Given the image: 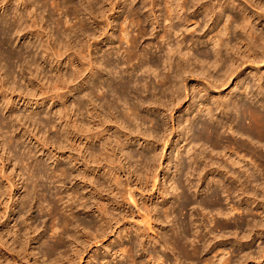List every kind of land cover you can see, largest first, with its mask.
<instances>
[{"label": "rangeland", "instance_id": "1", "mask_svg": "<svg viewBox=\"0 0 264 264\" xmlns=\"http://www.w3.org/2000/svg\"><path fill=\"white\" fill-rule=\"evenodd\" d=\"M4 1L0 0V29H3V27H5V22H8V26L6 25L7 27L17 24L19 22L18 19L21 14L24 15L25 20L21 22V24L23 23L22 29L24 28L22 32L18 33V28L14 29V31H7L6 29L7 34L10 33L8 34V42L2 49L3 51H0V80L2 81V87L0 84V89L2 90L3 88L4 95L6 91V96L8 95L7 98L9 99V101L7 99L5 101V98H3L2 95L0 96V168L2 169V167H4L2 169L3 171L1 169L0 171L1 175H7L9 173L8 176L11 177H9L10 183H13L15 185L18 184L19 188L16 189L15 186L10 188L8 186L7 180L0 179V181L3 182H0V190L3 192L0 197V210L2 209L1 211H3V208H5L6 206L9 208L7 209V215H5V217L0 220V233L2 230L9 229L10 225H12V222H17L21 228H25L27 226L26 223H28L32 228H36L37 230L35 231V233H30L29 235L30 237L32 236V243L28 244V255L30 251H33V249H35L36 252L38 251L37 253L39 254L37 257L39 259V264H51L55 262V260L60 258L62 259L61 263L64 262V256L62 255L61 251H57L53 248L54 245H57L56 239L60 236L61 231L58 230V233L54 236L51 229V224L52 222H54V220L58 222L59 218L72 219V211L67 208L66 204H70L72 202L70 201L72 200V194L77 193V191L79 194L76 195V197L79 200H76V198L74 199L78 203H76L74 199L72 203L73 205L75 204L73 212L76 215V220L79 222L73 221V227L70 226L67 229L68 234H70L71 237L64 235V241L70 243L75 232L77 237H80L82 236L80 234H84L86 232L90 233L91 231H93L91 233L96 234L101 228L103 221L101 220L100 213L96 210V205L93 204V200L91 201V199H94V195L90 194V191H93V187L89 184L87 186L84 183V176L90 178L87 182H90L91 178L92 180H95V176H97V182L99 183L97 184L98 190L99 192H101L102 196H113V193L108 190L111 186L109 176L105 177L103 175L104 170L102 169L100 171L99 169V166L105 165V162L101 163V165L99 164V166L94 164L92 159L89 157L90 145H87L88 147L85 146V148L87 147L86 150L83 148L78 149L80 145L79 143H86L84 137L75 136L71 139L69 137L68 139H64L65 132L63 129L64 126L68 123L67 117L69 116V114H67V110L65 111L66 107H68L69 109L71 108L72 111H70V115L72 116L73 120L72 122L68 123V126L71 127V129L74 128L73 121L75 119H79L80 121L82 119L83 121L88 119L89 113L87 111L88 109H91V106H89V98L92 99V101L96 100V103L100 104L102 99H98L103 96L104 85L101 86L102 88H96L95 86L98 83H101V81L104 82L105 78L117 75L119 72L125 73V75L128 77L124 80L117 78V82L114 81L115 83L112 82L110 84L114 85L119 82L124 84L125 82L128 83L138 78L142 80V83H144L145 81L148 82L151 87L146 91L138 90V93L136 92V88H142V83L138 85L132 84V86L134 87L130 88L129 94L130 102L136 104L144 113L148 111L147 104L146 107L143 108L139 100L144 98H151L154 92L152 88L155 87L157 89L158 97L160 98V100H162V102L166 101L165 103L167 104V106L165 107V110L162 109V114L164 113L165 118L161 122H165L167 124L166 120H168L169 123L166 126V128L168 129H172V126H174L173 136L175 138L173 137V142H175L174 145L176 146V148L174 151L173 149H171V147L169 148L170 150L167 148L164 154L163 151H160L161 148L159 150L160 156L156 163L157 169L155 170V174H158L160 183L162 182V185L160 183L158 184H160L161 186L158 185L159 187L153 190L151 187L152 183H150L151 188L148 187V189L146 188V185L143 186L141 183H137L136 176L133 175L132 172L137 169L141 173V171L143 170L142 159H140V157L138 156H135L131 160H128V158H126V155L124 156L123 153L120 152V149L118 147L116 148V160L119 161L120 158L122 161L121 165L125 166V172L122 173L123 183L126 184L127 179H130L132 187L135 191V197L139 201L138 204L140 207H143L144 201L149 205L155 204L156 201L157 203L161 204L157 205V211L158 214L159 212H161L162 215L164 214V208H166L167 205L165 204L166 202L162 201V196H159V194L161 191H166L164 190V188L169 185V182L166 179L167 177H164L165 173L167 175V166H169L170 164L171 171H173L171 176H173L175 172V166L177 164L176 155L179 149L178 147L184 144L182 135L181 139H178L179 129H181L186 124V120L189 117L193 118L197 114L198 110L203 107V105H206V107H211L213 113L215 114V117L221 118L222 120L224 118V120H226V113L220 111L221 109L219 108L218 103H215L216 98L220 102L224 100H229L232 102L236 98H241L248 105L252 103V105H264V93L262 92L261 88V86L264 84V42H258L255 40V38H252L250 30L245 29L244 31L243 28L236 27L237 25L242 24L241 22L244 18V14L237 6L239 3L238 1L237 5H235V8L234 6L223 7L222 14L220 15L221 17L219 18L216 15L212 17V15L210 16L209 12H206L198 8V6H195L197 0H155V7L152 4L153 0H99L98 2L95 0L93 1L94 14H91L92 11L90 12L88 10V6H86V0H50L49 2H45L44 0H30V2L27 0V2L31 3H28V7L22 3L20 4L16 0ZM245 1L251 3L258 10L257 13H259L260 18L255 19L252 25H255L254 28L258 34L260 32L264 33V0ZM58 2H61V7L54 8V4ZM205 2L207 4H213L214 2L216 3L217 0H206ZM74 3H76L77 7L72 6L74 5ZM178 4H185L186 6L184 8L178 9ZM201 4H203V2H201ZM169 6L173 10V17H175L173 20V24L176 31H172L170 35L172 37V45L176 47L173 54V65H168L165 61V55L168 45H166L164 40L162 39V35L164 33L170 32V25L172 23L168 15L170 13ZM151 8L152 11L150 12ZM92 16H97L96 22L101 23L105 27L103 30L98 28L97 24H93L94 20ZM35 17L38 18L40 23L39 25L41 27L44 26L42 27L43 31L41 30L42 33H44L39 37H37L38 35H35L37 33L36 29L38 27L32 28V31L34 33H32L31 30H29L31 28L28 27L32 25ZM58 19L61 21V24L59 26L57 24ZM141 19L142 21H140ZM108 21L112 24L108 25ZM81 22L83 24V27L81 29H77ZM24 24L25 27H23ZM74 24H76V31L69 32L67 28L71 25L73 26ZM225 24H228L227 26L230 27L229 34L222 33L225 32ZM122 25H126L128 27L130 37H134L135 35L137 36V38L135 37L137 41L134 46L127 42H121L120 33L122 31ZM143 31H145V33ZM221 37L224 39V41L229 40L230 45L240 44L239 46H241L242 43H246L247 41L251 40L250 42H253L255 50H257L256 54H258V58L254 57L256 60L251 56H242V59L236 65L237 67H234V70L232 72L233 74L227 80L228 82H226L225 86H222L220 81L208 75L209 73H211L212 75H214V77L223 78V73L226 70V67L231 64V59L229 57L231 54H227L226 49H223L221 56L215 57L213 54V41L211 39H218ZM54 44L56 46H54ZM47 49H49V52ZM127 49H132L135 52L141 53L142 57L139 60L138 58H135V60H133L131 63L124 65L123 62L126 59ZM118 50H120V52L118 54H115V51ZM204 52H209L210 58L206 59L200 57V55ZM229 52L231 51L229 50ZM144 53L146 55H144ZM22 56L24 59L22 58ZM17 57H20L22 61L24 60L23 62H25V59H27V61L30 63H28L29 65L26 64L25 74H23L21 71V69L24 68L22 67L23 62L19 61ZM85 57H88L89 59H86ZM218 57L220 59H218ZM15 58H17V60ZM90 59H93V61H91ZM11 60L12 62H10ZM146 61H156L158 63V71L155 72L152 70L147 72L145 70H141L140 66H142V63ZM87 62H94V64H96V66L99 67L100 70L96 71V75H94V77H91L88 71L83 74V76L78 77L77 74L79 67L81 68L86 66L88 64ZM35 63L40 65L39 70H37ZM116 63L121 64L119 67H117ZM184 65L187 68L180 71V67L183 68ZM190 68H194L195 72H190ZM177 73H180L179 75L181 77L182 93L180 97L176 92V86L174 87V84L173 86L168 85V88L166 89L165 86L160 84L159 77H157V75L163 76L165 74H169L173 78L177 75ZM6 75L8 76L7 78ZM58 80H61L62 82H59ZM85 80H87L86 84H84ZM11 88L13 89L11 90ZM7 89L8 91H10L8 92ZM90 89L93 91V94H91V96L89 95L88 98L87 95L84 96V94L90 92ZM1 90L0 94H3ZM162 92L165 93L162 94ZM110 95L111 93L108 95V97H110L109 99L113 100L114 97ZM78 102L82 105L81 115L78 113V110L76 111L77 108L74 106L78 104ZM120 109L118 110L119 112H117L116 115H119L121 118L123 116L120 115V112H123L125 109H123L122 106L120 107ZM74 113H78L80 117L79 115H76ZM61 117H63V120ZM247 117L248 118H246V120L249 122L250 118L249 116ZM121 123L122 119L118 123V126ZM126 124L137 131V133L133 134V136H135V139L133 140V143L131 145L132 149L135 152H139L140 150L146 151L147 141L144 140V137L146 136V133H149L155 129L154 125L152 123L140 124L136 121L132 123L131 121L124 119L122 126L124 127ZM180 124L181 126H179ZM222 130L225 132V134H223L225 140L230 139L234 141V138L236 136L231 133L229 128L226 127ZM123 131H126V128H124ZM162 132L163 131H161V134H163ZM115 134L118 135V131L116 130V127H113V131L111 132L112 144H115ZM138 138H140L141 143H137L135 141ZM238 140L240 142H247L245 139H241L240 137H238ZM7 142L10 144L7 145ZM92 145L97 150H99L101 147L100 143L96 141L92 143ZM171 151L173 152L171 153ZM207 152L211 154L210 149L205 150V155L209 157L210 154H208ZM215 153L216 152L212 153L214 154V160L216 159V161L218 162L221 161L222 163H220L222 165L223 161L225 160L224 165H226V167L230 171L232 170V172L236 173L238 171V174L236 173L237 175L241 173V179L243 182H245L246 176H244L245 173L243 172L245 166H243L241 169V167L237 166L238 164L232 165L231 162L226 161V157L223 158V156ZM260 153L264 158V150L261 149ZM212 154L211 156H213ZM216 155H218L219 157H217ZM72 156L74 158L80 156V158H82V162L75 166V162H71ZM221 157L223 160L221 159ZM253 157L254 156L252 154H247L244 164L248 162L250 164V168H254L256 166L255 169L258 170V173L261 176H258L257 174V177L259 178V180H257L259 182V186L256 185L257 182H252V185L250 184V182L248 183L246 189V194L248 193V195L245 196L241 192L237 193L235 191H233L234 193L230 194L231 192L227 193L228 191H226V189H224L226 193L224 192L223 194V192H221L220 190L221 186V189H223L224 186H231V184H228V181L231 180H228V175L226 174L222 176L217 175L218 178L216 174H211L210 177L212 176L213 180L211 178H208L207 180L203 181H198V175H195L197 177H195L194 175L193 177L190 176L191 183H195L197 181L196 184H191V186H189L187 189L188 193L193 194H188L191 204L184 211L181 210L179 205H177L175 209L176 212L174 210L175 213H173V217L171 216L170 218L172 220L166 219L165 214L163 216L159 214L160 219L165 223H163V225L161 226V231L165 233L167 231L168 234H166L170 235L173 232L171 230L173 227H176L173 228L176 230L181 226V221H183L185 217H189L191 219H188V221H190L191 223L193 221L195 223L191 224V229L194 230L191 231V237L188 243L190 252L194 253L193 247L200 246L202 245V243H204V241L201 239V236L204 235L203 233L205 231L210 229L212 230V236H210L211 239L209 238V236L207 237L209 240L205 238L206 245L210 246L206 249L207 251L204 252L208 253V255L213 258L214 262L220 260V257L223 256L224 259H229L228 264H242L245 256H247L248 253L250 255L252 254L251 256H249L253 259L252 261L250 259L247 264H264V254L263 256H261V252L264 251L262 250L264 249V188L262 187L264 186V159L262 158L263 160H257V157ZM83 160L87 162V164L83 165ZM168 161H171V163ZM118 163L116 162L117 165ZM30 164L33 165V169L35 167L36 171L41 170L42 176L39 180L42 186L37 188L36 194H34V197L30 201L28 206L24 208L21 203H19V201H21L22 197L26 194V182L29 185L30 189H33V181L29 179V173L27 174L28 171L25 168ZM62 166H65L67 168L69 167V170L73 172L74 175L79 172L81 176L77 177L75 180H72V177H68L66 182H61L63 185L62 186L60 183V181H62V177L59 178L60 172L53 171L55 168ZM229 167H232V169H230ZM86 168L89 169L87 171L88 175L85 173ZM239 169L241 170L239 171ZM242 172L244 174H242ZM214 179H219L220 181L222 180V182L226 185L221 184L220 186L216 184ZM205 183H209L210 185H206ZM194 185L197 186L195 187ZM210 186L212 188L211 190H209ZM162 187L164 188L162 189ZM149 188L152 192L149 190ZM216 188L219 189L217 190ZM157 189L158 192L156 191ZM54 191L55 193L57 191H60V196H62L63 198L66 197L65 199H67L68 202L65 204L62 201L60 202V197L55 196L56 194L53 193ZM202 191L203 194L201 193ZM205 191L207 193H204ZM210 191L211 193L213 191H219L222 193L221 201L223 200L222 202L224 203H222L223 211L226 210L227 212L229 211L230 206V209H232L235 205L238 204V206L241 205V208L243 210L241 209V213H237L238 211L235 212L232 210L228 215H218L217 212L215 213V210H213V212L212 210H210V212V208L208 209L209 212L207 210V212L205 210H202L198 206V202L201 200H205L204 198L206 197L209 198L211 194ZM168 192L169 191H167V193ZM169 193L172 195L174 194V196L171 195L169 197ZM169 193L167 196L165 192L164 195L166 198H175V193H173L171 189ZM239 193L241 194V196L236 197L235 195L239 196ZM250 193L253 195H251ZM225 195H227V197ZM84 196H86V198L81 199ZM95 196L99 198V195ZM254 196L257 198V200L256 202L252 203L251 198H254ZM197 197L200 199H198ZM45 198L48 199V202ZM65 199L64 201H67ZM197 199L199 201H197ZM50 200L52 202L58 201L60 210L63 207H65L66 209H62L61 214H58L59 216H56L52 211V205L49 206ZM120 200L121 198L118 199L119 204L117 206L115 204H110L108 212L109 219H112L113 217L117 219L116 221H118L119 219V224L116 225V222L113 221V227H111L109 231H111L113 228L114 229L107 234L106 238H104L102 242L98 244V246L94 244L91 245L88 248V252L84 255L83 260H81V262H76V264H132L131 261H129V258L121 255V253L119 252L120 249H123L127 246H132L137 257L141 260L139 264H151L147 262L148 254H145V249L150 250L149 252H147L150 253L154 246L152 244L154 243L149 242V240H142V238H139V236L135 232V229L137 228L136 225L140 224L138 222L144 221V217H140V215L143 214L142 211L144 210L140 211V213L133 205L124 204ZM17 201L18 203L17 205H15ZM80 203L85 205L83 209L80 206ZM193 203L196 204V206ZM248 208L249 211L247 212ZM199 209L202 210V214H204V211L205 214L208 215L209 213V215L202 216ZM181 212H183L182 215L180 214ZM133 213L134 215L132 216ZM10 215L12 216L8 220V217ZM121 215H124V220L121 219ZM143 216H145V213L143 214ZM56 218L58 219L56 220ZM140 218H142V220ZM145 219L147 218L145 217ZM146 221H144L143 226H145L144 224ZM77 223L81 224V227H79L78 229ZM246 223L250 225H248L247 227ZM257 223H259V225H262V227L260 228L261 233H259L256 229L251 228L254 224ZM74 225L76 226L74 227ZM236 228H238V234L235 235L234 232L236 231ZM165 229L166 231H164ZM146 230L147 232H149L148 229ZM77 231H79V233H77ZM201 231L203 232L201 233ZM194 232H196V235L194 234ZM247 232H249L250 234H247ZM216 236L217 238H213ZM244 236L247 237L245 238ZM34 237L36 238L35 241L32 240ZM239 237L240 239H238ZM197 240L199 242H196ZM191 243L194 245H192ZM51 245H53V247ZM46 247L50 249L49 254L51 255L49 256L43 255V252H48V249H46ZM164 249V247L162 249V246H158L157 248V250L161 254H164V257L168 259L169 262L167 264H178L179 261H177L178 263L175 262V256L177 253H173V251H171L172 248H170L171 250ZM220 249L223 250V254L218 255V258H214L215 255L219 253L218 251H220ZM71 253L72 252L70 251L68 254ZM202 255L203 254L199 255L200 258L198 255H196V257H194V262H191V264H206L203 261L204 255ZM26 257V260H21L22 264H36L35 259L32 258L31 254L30 256L26 255ZM48 257L50 259H48Z\"/></svg>", "mask_w": 264, "mask_h": 264}, {"label": "bare ground", "instance_id": "2", "mask_svg": "<svg viewBox=\"0 0 264 264\" xmlns=\"http://www.w3.org/2000/svg\"><path fill=\"white\" fill-rule=\"evenodd\" d=\"M2 1H4V0H2ZM8 1H11V0H8ZM16 1H18L20 4L21 3L24 4L27 7L29 6V4H31V3L27 2V0H16ZM28 1H30V0H28ZM44 1L45 2H49L50 0H44ZM93 1H95V0H86V3H87L86 6H88V10L90 12L92 11L91 14H94V11H93V4H94V2ZM96 1L98 2L99 0H96ZM205 1L206 0H197V2L195 3V6H198V8H200V9L206 11V12H209L210 13V16L212 15V17H213L214 15H216L218 18L221 17L220 15L222 14V8L223 7H225V6H234V8H235V5H237V1H238L239 3H238L237 6L242 11V13L244 14V18H243V21L241 22L242 23L241 25H237V26L235 25V26L236 27L243 28L244 31H245V29L250 30V33L252 34V38H255V40L258 41V42L259 41L264 42V33L260 32L258 34L257 31L254 28L255 25L254 26L252 25L254 23L255 19H257V18L259 19L260 18V15H259V13H257L258 10L251 3H249L248 1H245V0H243L244 2L242 0H217L216 3L214 2L213 4H207ZM201 2H203V4H201ZM152 4L155 7V5H156L155 0H153ZM72 6L77 7L76 3H74V5H72ZM185 6H186L185 4H181L177 8L180 9V8H184ZM57 7H61V2H58V3L54 4V8H57ZM169 8H170V6H169ZM28 10H29V8H28ZM151 11H152V8L150 9V12ZM169 11H170V13L168 15H169L170 20L172 22L171 25H170V32L164 33L162 35V39L164 40L165 44L168 45V48H167V51H166V55H165L166 56V60L165 61H166V63L168 65L169 64L170 65H173L172 64L173 54L175 52L176 47H174L172 45V37L170 35H171V32L172 31L173 32H176L175 29H174V24H173V22H174L173 20H174L175 17H173L174 14H173V10L171 8L169 9ZM31 16H32V14H31ZM39 17H40V15H39ZM92 18L94 20V22L92 21L93 24H97V27L98 28H100L101 30H103L105 28L101 23L96 22L97 21V16H92ZM23 20H25L24 19V15L21 14V16L18 19L19 22L17 24H15V25H10L9 24L10 26L7 27L8 26L7 25L8 22H5L7 26L5 25V27H3V29H0V51H3L2 49L5 47V45L8 42V36H9L8 34H10V33L7 34L6 29H7V31L8 30L9 31H14V29L18 28V31L17 32L18 33L19 32H22V30H24V28L22 29V24L23 23L21 24V22ZM228 20H230V19H228ZM140 21H142V19ZM229 22H231V21H229ZM39 24L40 23H39L38 18L35 17V19L32 22V25L28 26L29 28H31L29 30H31L32 33H34L32 31L33 30L32 28L38 27L36 29L37 30V33L35 34L36 36L38 35L37 37H39L41 34L44 33V32L42 33V31H43L42 30V27H44V26L41 27ZM57 24H58V26L61 24V21L59 19L57 20ZM107 24L110 25L112 23H110L108 21ZM227 25L225 24V27L226 28L224 27L225 28V32H222L224 34H227V33L229 34L230 33V30H229L230 27H228ZM84 26H85V24H84ZM23 27H25V24L23 25ZM75 27H76V24H74L73 26L71 25V26H69L67 28V30L69 32H75L76 31V28ZM82 27H83V24L81 22L79 24V26L77 27V29H81ZM143 32L145 33V31H143ZM29 33H30V31H29ZM143 34H142V36H143ZM221 35H223V34H221ZM132 36H134V35H132ZM135 37L137 38L136 35L134 37H130V33L128 31V27L126 25L125 26L122 25V31L120 33V40H121V42H127V43H130L132 46H134L136 44V41H137ZM222 37L221 38H218V39H216V38L211 39L213 41L212 42L213 43L212 44L213 45L212 46L213 47L212 49H213V52H214L213 54H214L215 57L221 56L223 49H226L227 50L226 53L227 54H231L229 56L230 59H231V61H230L231 64H229L226 67V70L223 73V75H224L223 78H221V77L220 78L219 77H214V75H212L211 73H209V74L207 73V74L210 77H213V78L217 79L218 81H220L222 86H225L226 85V82H228L227 80L233 74L232 72L234 70V67L242 59V56H246V57L247 56H249V57L251 56V57H253V59H255V58H258V54H256L257 53V50H255V47L253 46L254 45L253 42L252 43L250 42L251 40L250 41H247L246 43H242L241 46H239L240 44L239 45H232V44L230 45V41L229 40L228 41H224V39ZM243 42H245V41H243ZM55 44H54V46H56ZM63 46H64V44H63ZM45 48H47V47H45ZM45 48H42V49H45ZM59 48H61V47H59ZM259 48H260V46H259ZM47 50L49 52V49H47ZM47 50H46V52H47ZM57 50H59V49H57ZM229 50L231 52H229ZM46 52H45V54H46ZM55 52H57V51H55ZM119 52H120V50L115 51V54H118ZM258 52H259V50H258ZM4 53H5V51H4ZM9 55H10V53H9ZM144 55H146V54L144 53ZM141 57H142V54L141 53L135 52L132 49H127L126 50V59L124 60L123 63H124V65L125 64H129L133 60H135V58H138V60H139ZM200 57L206 58V59L207 58H210V53L209 52H204V53H202L200 55ZM229 57H228V59H229ZM246 57H245V59H246ZM17 58L19 59V61H22V59L20 57H17ZM17 58H15V59L17 60ZM22 58H23V56H22ZM85 58L87 59L88 57H85ZM218 59H220V58L218 57ZM25 60H26L25 62H23L24 60L22 61L23 62L22 67H24V68H22L21 71H22L23 74L26 73V64L27 65L30 64L27 61V59H25ZM91 61H93V59ZM10 62H12V60ZM87 63L88 64L86 66L81 67V68L79 67L78 74L76 73L78 77L83 76V74H85L87 71L89 72V74H90L91 77L92 76L94 77V75H96V71L97 70H100V68L97 67L96 64H94V62L93 63L92 62H87ZM116 64L115 65L117 67H119L121 63H116ZM242 64H243V62H242ZM35 65H36L37 70H39L40 69V65H38L37 63H35ZM140 67H141V70H145L147 72L152 71V70L155 71V72L158 71V63L156 61H146V62H143L142 63V66H140ZM186 68L187 67L184 65L183 68L180 67V71L181 70H184ZM189 71L190 72H195L194 68H190ZM179 74L177 73V75L174 76L173 78L169 74H165L163 76L157 75V77H159L160 84H162L163 86H165L166 89L168 88V85H172L173 86V84H174V87L176 86V92L178 93V95L180 97V95L182 93V86H181V77H180ZM59 76H61V75H59ZM7 77L8 76L6 75V78ZM127 77L128 76H126L125 73H119L118 72L117 75H113V76H110V77L105 78V81L104 82L99 79L101 81V83H98L96 86L95 85L94 86L96 88H99L102 85H104L103 86L104 90L102 89L103 90V96H101L98 99V100L102 99V101L100 102V104L96 103L97 102L96 100L95 101H92V99H90L88 97L89 95L91 96V94H93V91L91 89H90L91 91L88 92V93H85L84 92L85 93L84 96L87 95V97L90 100L89 101L90 102V105L89 106H91V109H88V111H87L89 113V116H88V119H86L84 121H83V119L81 121L79 119H75L73 121L74 122V124H73L74 125V128L73 129H71V127L68 126V123L69 122H72V120H73L72 119V116L70 115L71 108L69 109L68 107H66V109H65V111L67 110V114H69V116L67 117V122L68 123L63 128L64 129V132H65L64 139H68V137L71 139V138H74L75 136L84 137V139L86 141V143L85 142L84 143L86 145L85 144H82V143H79L80 145H79L78 149H82L83 148V149L86 150V148L90 145L89 146L90 147L89 148L90 149V154H89L90 156L89 157L92 159L93 163L99 166V164L101 165V163H104L105 162V165L99 166V169H100V171L102 169L104 170V174L103 175L105 177L106 176H109V179L111 181V186H110V188L108 190L111 193H113V196H111V197L110 196L109 197L108 196L107 197H103L102 196L101 192H99V190H98V185L97 184H99V183L97 182V176H95L96 178L94 177L95 180H92V178H91L90 182H87L90 178L84 176V183L87 186L89 184V185H91L93 187V191H90L91 193L90 192L89 193L94 195V199H91V201L93 200V204L96 205V207H97V209H96L97 212L100 213L101 220L103 221L102 226H101V228L98 230V232L96 234L95 233H91V232H93V231H91L90 233L86 232L84 234H80L82 236L77 237L76 232H75L73 234V238L70 241V243L64 241V239H65L64 238V235H67V236H70L71 237V235L68 234V230L67 229L70 226L73 225V221H75V222L77 221L76 220V215L73 212L74 205L75 204L73 205L72 202H73V199L74 198H76V200H79L76 197V195H78L79 193L77 191V193L72 194V197H71L72 200H70L72 202L70 204H66L67 205V208H69L70 211H72L71 212L72 219H69V218L68 219H60L59 218L60 221L58 220V222H56L54 220V222H52V224H51V229H52V232H53V235L54 236L58 233V230L61 231L60 236L56 239L57 240V243H56L57 245L56 246L54 245V247H53V245H51V246L54 249H56L57 251H61L62 255L64 256V258H63V261L64 262L61 263V260L62 259L60 258V259L55 260V262H53L51 264H76V262H78V261L81 262V260H83L84 255L88 252V248L91 245L94 244V245H97L98 246V244L100 242H102V240L104 238H106L107 234L110 233L114 229L113 228L111 231H109L111 229V227H113V225H112L113 224V221L116 222L115 223L116 225L119 224V219H118V221H116L117 219L114 218V217L112 219H109L108 212H109V205L110 204H115L117 206L119 204L118 199H120V198H121L120 201H122L124 204L133 205L135 208H137L138 212L144 210V211H142V213L143 214L145 213V216H143V214H142V215H140V217H142V218L144 217L143 218L144 221L147 220L145 222V224H144L145 226L147 225L146 226L147 228L145 226H143L144 221L143 222L141 221L142 224H141V222H138L137 221L140 224L139 225H136L137 228L135 229V232L139 236V238L140 237L142 238V240L145 239V240H149V242H151V243H154V244H152L154 246H153V249H152V251L150 253H147L150 250L145 249V254H148L147 255L148 256V261H147L148 263H151V264H167L169 262L168 259L164 257V254H161L157 250L158 246H162V249H163V247L165 248L164 250H166V249L171 250L170 248H172L171 251H173V253L174 252L177 253L176 256H175V262L179 261V263L177 262L178 264H191V262H194V259H195L194 257H196V255L199 256L200 254H203L204 255L203 261L206 264H228V260L229 259H224L223 256H222V257H220V260H217L216 262H214L213 261V258L211 256H209L208 253L204 252V251H207L206 249L210 246L209 244H208L209 246L206 245L205 238H207L208 236L210 238V236H212V230L208 229L207 231H205L203 233L204 235L201 236L202 237L201 239L204 241V243H202V245H200V243H199V245L201 247L200 246H196L195 242H194V244H195L196 247H193L192 245H194V244L191 243L192 244L191 246L194 248V253L193 252H190L189 251L190 249L188 248V243L190 241L191 231L194 230V229L193 230L191 229V224H193L194 222L192 220H191L192 223L190 221H188V219H191V218H189V217L188 218L185 217L184 219L182 218L183 221H181L182 222L181 226L178 227L176 230L173 229V228H176V227H173L171 229L173 231L172 234L167 235L168 233H167L166 229L164 231H166L167 234L165 232L161 231V226L163 225L164 222H162L163 220H161L160 219V216H159V214H161V212H159V214H158V211H157L158 210V208H157L158 206L157 205H161V204L157 203V201H156L155 204L152 203L153 205H151V204L149 205L148 203H145V201H144L143 207L142 206L140 207L139 204H138L139 201L135 197V191H134V189L132 187V184H131L130 179H127L126 184L123 183L122 173L125 172V166H122L121 165L122 164L121 163L122 161H121L120 158H119V161L120 162L116 160L117 159V156H116V148L117 147L120 149V152H122L124 156L126 155V158H128V160H131L135 156H138V157H140V159H142V161H143V164H142L143 170L140 173L136 169V170H134L132 172V174L136 176L137 183L139 182L143 186L146 185V188L147 189H148V187H150V183H152L151 187H152L153 190L155 188H158L159 187L158 185H160L162 183V182L160 183L158 174H155V170L157 169L156 168V163H157V160H158V158L160 156V151H163V154H164L165 153V150H167V148L169 149L171 147V149H173V151L176 148V146L174 145L175 142H173L174 126H172V129H168V128H166L167 124L169 123L168 120H166L167 124L165 122H161L165 118L164 113L162 114V109L165 110V107L167 106V104L165 103L166 101L165 102H162V100H160V98L158 97L157 89L154 87V88H152V90L154 92H153L151 98H144V99L139 100L143 108L146 107V104H147V108H148V111L146 113L142 112L141 109L136 104H133V103L130 102V97H129L130 88L131 87L132 88L134 87V86H132V84L133 85H135V84H137V85L138 84H141L142 83V80L141 79L138 78V79L133 80V81H130L128 83H126L125 81H123V82H125L124 84H122L121 82L116 83L114 85L110 84V83L116 81L117 78H120L121 80H124ZM258 78H259V76H258ZM12 82H13V80H12ZM59 82H62V81L60 80ZM86 83H87V80H85L84 84H86ZM0 84H1V87H2V81L1 80H0ZM263 85L261 86V88H262V92L264 93V86ZM150 87L151 86L149 85V83L145 81L144 83H142V88H136V92L138 90H140V91H146ZM212 87H213V85H212ZM13 88H11V90ZM252 88H253V86H252ZM1 91H2V93L4 92L3 91V88H2ZM7 91H8V89H7ZM164 91H166V90H164ZM110 93H111L110 96H113L114 97L113 100L112 99H109L110 97H108V95ZM163 93H165V92H162V94ZM1 95L3 96V98H5V101H6V99L9 101V99L7 98L8 95L6 96V91H5V95H4V93L3 94H0V96ZM172 96H173V94H172ZM236 96H237V94H236ZM149 100H150V102H149ZM215 103H218V106L221 109L220 111H222L223 113H226V115H225L226 120H224V118L222 120L221 118L215 117V114L213 113L212 108L211 107H206V105H203V107L200 108V110H198L197 114L193 118L192 117H189L186 120V124L181 129H179V138L178 139H181V135H182L183 136L182 140L184 141V144L182 146H179L178 147L179 149H178L177 155H176L177 164L175 166L176 169H175V172H174L173 176H171V174L173 173V171H171L170 164H169V166H167V168H166L167 175L165 173V176L164 177L165 178L167 177L166 179L169 182V185L166 186V187L164 186L165 188L162 187V189L164 188V190H166V191L162 192L160 190L161 192L159 194V196H162V201L163 202H166L165 204L167 205V206L165 205L166 208H164V214H165L166 219H170L171 216L173 215V213L176 212L175 209H176V206L177 205H179L180 208H181V210L184 211L191 204V201H190L189 196H188V194H191V193H188L187 189H188L189 186H191V184L192 185L193 184H196L197 181L195 183H193V182L191 183L190 176L193 177V175L194 176L195 175H198L199 176L198 177V181H203V180H207L208 178H211L212 179V176L210 177L211 174H216V176L217 175L218 176H222V175H225V174L228 175V180L229 179L231 180V181H228L229 182L228 184L229 185L231 184V186L228 187V186H224L223 185L225 187V188L223 187V189H221L222 188L221 184H225V183H223L222 180L220 181L219 179L218 180H215L214 179V181L216 182V184H218V185L221 186L220 190H221V192H223V194H224V192L226 193V191H228L227 193H230L231 192L230 194L234 193L233 191H235L237 193L238 192H241L243 195L246 196V195H248V193L246 194V189H247V185H248L249 182H250V184L252 182H255V183L257 182L256 185L259 186V184H258L259 182L257 181V180H259V178L257 177V174H258V176L260 174L258 173V170L255 169L256 166L255 167L252 166L254 168H250V164L248 162H247L248 164L247 163L244 164V163H245V157L247 156V154H250V155L252 154L254 157H257V160L263 158V155L260 153V150L261 149L264 150V105H262V104L252 105L253 103L248 105L241 98H238V99L236 98L232 102L229 101V100H224V101L220 102L216 98L215 99ZM74 106L77 108L76 111L78 110V113L81 115L82 114L81 113V111H82V105H81V103L78 102V104H76ZM74 106H73V108H74ZM121 106L125 110L123 112H120V115L123 116V117L120 118V116L119 115H116V113L119 112L118 110L120 109ZM78 113L77 114L74 113V114L79 115ZM80 115H79V117H80ZM200 116H201V118H200ZM247 116H249V118H250V121L249 122L246 120V118H248ZM61 118L63 120V117H61ZM121 119H122V123L119 124V126H118V123L120 122ZM124 119L125 120H129L132 123L134 121H136V122H138L140 124H142V123H147V124L152 123L154 125V128L155 129L152 130L149 133H146V136L144 137V140L147 141L146 142V147H147L146 148V151L140 150L139 152H135L132 149V146L131 145L133 143V140L135 139V136H133V134L134 133H137V131L134 130V129H132L127 124L123 127L122 125H123ZM246 121H247V123H246ZM176 122H178V121H176ZM212 123H214V124H212ZM171 125H173V124H171ZM175 126H176V124H175ZM179 126H181V124ZM113 127H116V130L118 131V135L115 134V138H114L115 144H112V136H111V132L113 131ZM226 127L229 128L230 131H231V133L236 136L234 138V141H232L230 139L225 140V138L223 136V134H225V132L222 129H224ZM124 128H126V131H123ZM161 131H163L162 132L163 134H161ZM226 133H227V131H226ZM238 137H240L241 139H245L247 142H244L242 140H241L242 142H240L238 140ZM151 138H152V140H151ZM95 141L98 142V143H100V145H101V147H100L99 150H97L92 145V143H94ZM135 141L137 143H141L140 142V138L136 139ZM8 144H10V143L7 142V145ZM85 146H87V147L85 148ZM198 147H199V149H198ZM64 148H66V147H64ZM160 148H161V150H160ZM200 149H202V150H200ZM209 149H210L211 154L214 153V152H216L215 154L221 155V156H223V158L226 157L225 158L226 161L231 162L232 165H237L238 164L237 166L241 167V169H242L243 166H245L244 169H243V172L245 174L242 172V174H244V176H246L245 182H243L242 179H241V176H240L241 173H239V175H237L238 174L237 173L238 171L236 172L237 173L236 174L235 172H232V170L230 171L226 167V165H224V163H225L224 161L225 160L223 161V165H222L221 164L222 162L220 160L219 161L221 163L218 162V161H216V159L214 160V154H212L213 156H211V154L207 152L208 154H210L209 157L207 155H205V150H209ZM87 151H88V149H87ZM173 151H171V153ZM218 155H216V156L219 157ZM221 159H222V157H221ZM71 162L72 163L75 162V166H76L77 164H79V163L82 162V158H80V156L79 157H75V158L72 156L71 157ZM116 162L117 163L119 162L118 165L116 164ZM168 162L171 163V161H168ZM85 164H87V162H85L83 160V165H85ZM32 166L33 165L30 164L28 167L27 166L25 167L27 169V171H28L27 174L29 173V179H31L33 181V189H30L29 185L26 182V184H25V187H26V191L25 192H26V194L22 197L21 201H19V203H21V205L24 208H26V206H28V204L30 203V201L34 197V194H36L37 188L40 187V186H42V184H41V182L39 180L40 177L42 176L41 175L42 172H41V170L36 171L35 170V167L33 169ZM129 166H131V165H129ZM232 167L231 168L229 167V168L232 169ZM3 168L4 167H2V169ZM241 169H239V171ZM88 170H89L88 168L85 169V173L86 174H87V171ZM53 171L54 172H60L59 173V178L62 177V181H60V183L61 182H63V183L66 182V180L68 179V177H72V180H75L77 177H80L81 176L79 172H77V174L74 175L73 172H71L69 170V167L67 168L65 166L55 168ZM235 171H236V169H235ZM8 174L7 175H1V171H0V179L7 180L8 181V186L10 188H12V187L15 186L16 189H19L18 188V184L15 185L13 183H10L9 179L11 177L8 176ZM216 176H214V177H216ZM218 176H217V178H218ZM195 177H197V176H195ZM63 179H64V181H63ZM0 182H2V181H0ZM186 182H188V183H186ZM58 183H59V181H58ZM158 183H160V184H158ZM208 184L209 183H207L206 185H208ZM216 184H214V185H216ZM61 185H62V183H61ZM262 187L264 188V186H262ZM150 188H149V190H150ZM170 189H171V191L173 193H175V198H173V199L172 198L171 199L166 198L165 195H164L165 192H166V194L168 196V193L170 192ZM211 189L212 188L210 186L209 187V190H211ZM224 189H226V191ZM156 191L158 192V189ZM167 191H169V192L167 193ZM206 191L204 193H207ZM221 192H219V191L218 192L213 191L211 193V191H210L211 194H210L209 198L206 197V198H208V199H206V198L203 197L205 200H201V201H199L198 199H200V198L197 197L198 198L197 201H199L198 202V206L202 210H205V211L206 210L208 211L209 208H210L209 211L212 210V212H213V210H215V213L217 212L218 215L219 214H222V215L227 214L228 215L232 210L235 211V212L238 211L237 213H241L240 211H241L242 208H241V205L238 206L239 204L238 205H235L236 207L235 206L234 207L232 206L233 207L232 209H230L231 208V206H230L229 207V211H227V212H226V210L223 211V209H222V203H223L222 201L223 200L221 201V194H222ZM53 193H55V191ZM60 193H61L60 191H57L55 193L56 194L55 196H59L60 197V200H59L60 202L62 201L64 204L67 203L68 200L65 199L66 197L63 198L62 196H60L61 195ZM201 193L203 194V191ZM2 194H3V192L0 190V197H1ZM198 194H200V193H198ZM95 195H99L98 196L99 198H97ZM171 195L172 194H170L169 197ZM191 195H193V194H191ZM227 195H225V196L227 197ZM238 195L239 196H237V195H235V196L236 197H240L241 196L240 193ZM251 195H253V194H251ZM172 196H174V194ZM223 197H224V195H223ZM84 198H86V196L82 197L81 199H84ZM192 198H194V197H192ZM203 198H201V199H203ZM57 199H58V197H57ZM64 199L67 200V201H64ZM89 199H90V197H89ZM76 200H75V202L78 203ZM256 200H257V198L255 196H254V198L253 197L251 198L252 203L253 202H256ZM46 201L48 202V199H46ZM162 201H160V202H162ZM192 201H193V199H192ZM17 203H18V201L15 203V205H17ZM262 203H263V201H262ZM80 204H81L80 206L83 209V207L85 205H83L82 203H80ZM50 205H52V209H53L52 211H53V213L56 216L58 214H61V210L65 208V207H63L60 210V208H59L60 205L58 204V201L57 202H52L50 200L49 201V206ZM194 205L196 206V204H194ZM194 205H192V206H194ZM225 205H226V203H225ZM3 209H4L3 211H1L2 209L0 210V215L2 213V215L0 217V220L3 219V217H5V215H7V209H9V208L6 206ZM50 209H51V207H50ZM69 209H67V210H69ZM201 209H199V210H200L202 216H204V215L208 216L209 215V213H208V215L205 214L204 211H203L204 214H202V210ZM174 210H175V212H174ZM159 211H161V210H159ZM248 211H249V208H248L247 212ZM180 214L182 215L183 212H181ZM133 215H134V213L132 214V216ZM11 216L12 215H10L8 217V220L11 218ZM125 216H127V215H125ZM176 216H177V214H176ZM187 216H190V215H187ZM145 217L147 219H145ZM124 218H125L124 215H121V219L124 220ZM142 218H140V219L142 220ZM174 218H173V220H174ZM57 219L58 218H56V220ZM140 219H138V220H140ZM170 220H172V219H170ZM213 220H215V219H213ZM121 221H120V223H121ZM165 221H167V220H165ZM77 222H79V221H77ZM227 222H228V220H227ZM13 223L14 222H12V225H10L9 229L2 230L1 233H0V264H22L21 260L22 259L24 260L25 258H27L26 255L27 256H30V254H31L32 258L35 259L36 264H39V259L37 257L38 254H39V253H37L38 251L36 252V250L33 249V251L32 252L30 251L31 253L29 252V255H28V244H31L32 243V241H31L32 236L30 237L29 235H30V233H35V231L37 229L36 228L35 229L32 228L28 223H26L27 226L25 228H21L17 222H15L14 224ZM231 223H233V222H231ZM204 224H205V222H204ZM248 225H250V224H247V227H248ZM75 226L76 225H74V227ZM177 226H178V224H177ZM79 227H81V224L80 223H77V229ZM84 227H87V226H84ZM144 227L146 229H148L149 232H147V230ZM228 227H229V225H228ZM236 227H237V225H236ZM261 227H262V225H259V223H257V224H254L251 228L256 229L259 233H261V230H260ZM214 230H213V232H214ZM203 231H201V233ZM132 232H134V231H132ZM196 232H194V234ZM262 232H263V230H262ZM77 233H79V231H77ZM234 233H235V235L238 234V228H236V231ZM248 233L249 232H247V234ZM213 235H214V233H213ZM217 236L216 237H213V238H217ZM244 237L246 238L247 236H244ZM238 239H240V237ZM32 240L35 241L36 238L34 237ZM192 240H194V239H192ZM198 240H199V238H198ZM198 240L196 242H199ZM237 242H238V240H237ZM51 246H50V248H51ZM46 249H48V248L46 247ZM49 250L50 249H48V252H43V255L44 256L51 255V254H49ZM262 250H264V249H262ZM70 251L72 253L71 254H68ZM119 252L121 253V255L129 258V261H131L132 264H139L141 262L140 258H138L137 255H136V253L134 252V249L132 248V246H130V247H128V246L127 247H124L123 249H120ZM218 252L219 253L216 254L214 258H216V257L218 258V255H222L223 254V250H221V249ZM210 253H212V252H210ZM261 254H262L261 256H263L264 251H262ZM249 255L250 254L247 253V256H245V259L242 262V264H247L250 259L252 261L253 258H250V256L252 254L250 256ZM65 257H66V259H65ZM199 258H200V256H199ZM227 258H229V257H227ZM48 259H50V258L48 257ZM28 264H30V263H28Z\"/></svg>", "mask_w": 264, "mask_h": 264}]
</instances>
